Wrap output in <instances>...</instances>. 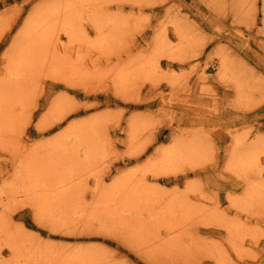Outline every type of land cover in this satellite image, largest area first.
<instances>
[{
    "label": "rangeland",
    "instance_id": "obj_1",
    "mask_svg": "<svg viewBox=\"0 0 264 264\" xmlns=\"http://www.w3.org/2000/svg\"><path fill=\"white\" fill-rule=\"evenodd\" d=\"M82 1L0 0V264H264V0ZM41 5L78 30L59 26L56 64L38 58L15 89L7 59ZM80 124L89 155L56 149ZM250 152L255 167L238 166ZM30 167L43 177L25 188ZM121 180L129 196L109 200ZM136 184L183 205L155 213Z\"/></svg>",
    "mask_w": 264,
    "mask_h": 264
},
{
    "label": "bare ground",
    "instance_id": "obj_2",
    "mask_svg": "<svg viewBox=\"0 0 264 264\" xmlns=\"http://www.w3.org/2000/svg\"><path fill=\"white\" fill-rule=\"evenodd\" d=\"M55 1V0H54ZM69 1V0H68ZM85 0H83L82 2H84ZM82 2L80 3V4H82ZM47 3V2H46ZM56 3V2H55ZM52 5V4H51ZM71 5V4H70ZM83 5H84V3H83ZM83 5H82V7H83ZM86 5V4H85ZM55 6V5H54ZM38 7V6H37ZM60 8L58 9V7L57 8H54V7H49L48 5H46V6H43V5H41L40 6V8L32 15L31 14V17L29 18V20H28V18L25 20V25H24V27H22V28H24V30H22V34H20V39H21V41L20 42H18V45H16V48L11 52V54L12 55H10V57H9V59H7V61H8V63H7V75H8V77L10 78V80L16 85V87L17 88H15V89H21V88H23V87H25V85L27 84L26 82H25V80H27L26 78L30 75V73L27 71L28 69L27 68H29V66H30V69L29 70H32V68H33V66L37 63V61H39L40 59H41V57H42V63L43 62H45V65H46V63H48L47 62V60H49L50 58L53 60L54 58L56 59V56H54L53 58H52V54L50 55V52L51 51H49V49H51V47L53 46V42H54V37L56 36L55 34L57 33V30H58V27L59 26H61L62 25V29L63 30H67V32H69L70 33V31H68V30H70L69 28H73V29H76L77 28V26H76V28L74 27L75 26V24H73V22L71 21V19H70V17H68L67 15H65V16H67L66 18H65V20H62L61 18H60V16H61V14L62 13H60V9L62 8L61 6H59ZM69 8H70V6H69ZM81 8V7H80ZM68 9V8H67ZM72 10V9H71ZM75 10V12L77 11V12H79V10H76V9H74ZM74 10H73V12H74ZM83 9H81V11H82ZM86 10V9H85ZM88 10V9H87ZM94 11V10H93ZM69 12H71L72 13V11H70L69 10ZM64 13H65V11H64ZM67 13V12H66ZM68 14V13H67ZM75 15H76V13H74ZM79 15V14H78ZM77 15V16H78ZM102 15V14H101ZM70 16V15H69ZM72 16H73V14H72ZM71 16V17H72ZM63 18V17H62ZM73 18V17H72ZM79 18V17H78ZM77 18V19H78ZM92 17L90 16V19H91ZM104 18V17H103ZM95 19V18H94ZM106 19V18H105ZM28 20V21H27ZM73 20V19H72ZM75 20V19H74ZM73 20V21H74ZM76 21V20H75ZM109 21V20H108ZM121 21H123V20H121ZM78 22V21H77ZM80 22V21H79ZM86 22V21H85ZM91 22V21H90ZM94 22V21H93ZM87 23V22H86ZM91 24H92V22H91ZM124 24V23H123ZM8 25V24H7ZM77 25V24H76ZM94 25V24H93ZM118 25V24H117ZM81 26H82V24H81ZM96 25H94V27H95ZM99 26L97 25V29H99L98 28ZM21 28V29H22ZM96 28V27H95ZM20 29V30H21ZM73 29H71V30H73ZM60 30V29H59ZM76 30H78V29H76ZM100 30V29H99ZM64 31V32H65ZM75 31V30H74ZM81 31V30H80ZM80 31H79V34H80ZM118 31V30H117ZM122 31V30H121ZM78 32V31H77ZM58 33H59V31H58ZM66 33V32H65ZM69 33L67 34V35H69ZM72 33H73V31L70 33V35H72ZM74 33H76V32H74ZM78 35V34H77ZM79 36V35H78ZM84 36V35H83ZM71 37V36H70ZM80 37V36H79ZM78 37V38H79ZM17 39V38H16ZM72 40L71 41H73V39H76V37L74 38V36H73V38H71ZM78 40V39H77ZM83 40V39H82ZM88 40H89V38H88ZM92 39H90V41H91ZM100 40V39H99ZM104 40V39H103ZM76 41V40H75ZM79 41V40H78ZM89 41V42H90ZM83 42H84V40H83ZM57 43V42H56ZM59 43V42H58ZM73 43V42H72ZM72 43H70V44H72ZM77 43V42H76ZM82 42L81 41H79V43L78 44H81ZM94 43V42H93ZM106 43V42H105ZM69 44V45H70ZM87 44H90V43H87ZM63 45V44H62ZM72 45H74V44H72ZM86 45V44H85ZM93 45H95V44H93ZM104 45V44H103ZM69 47V46H68ZM88 47V46H87ZM96 47V46H95ZM166 47V46H165ZM57 48V47H56ZM87 49V48H86ZM96 49V48H95ZM56 50V49H55ZM79 50V49H78ZM92 50H93V48H92ZM71 51V50H70ZM94 51V50H93ZM78 52V51H77ZM53 53H54V51H53ZM55 53L57 54V50L55 51ZM54 53V55H56ZM59 53V52H58ZM89 53V52H88ZM57 56H58V54H57ZM67 56H69V55H67ZM67 56L65 57V56H62V57H65L66 59H64V60H66V62L68 61L67 60ZM82 56V55H81ZM72 57V56H71ZM79 57V56H78ZM77 57V58H78ZM84 57H85V55H84ZM38 58H40V59H38ZM58 58V57H57ZM79 59V58H78ZM64 60L62 61V58H61V60H58L57 62H59L60 61V63H62L63 62V64L65 63L64 62ZM80 61H81V59H80ZM39 62H41V61H39ZM38 62V63H39ZM52 62V61H51ZM53 62H54V60H53ZM53 62L50 64L51 65V67L53 66L52 64H53ZM73 62V61H72ZM42 63H40V64H42ZM55 64H56V62H54ZM59 63V64H60ZM76 63V62H75ZM74 63V64H75ZM78 63V62H77ZM76 63V64H77ZM145 63V62H144ZM39 64V65H40ZM55 64H54V66H55ZM59 64H57L56 66L57 67H59L60 69H62L64 66L61 64V66H62V68L60 67V65ZM38 64H36L35 66L38 68V66H37ZM42 65H44V63L42 64ZM50 65H49V67H50ZM65 65H67V63H65ZM72 65V64H71ZM71 65H70V67H71ZM79 65V64H78ZM128 65V64H127ZM144 66L143 67H139L140 68V70H144L145 68H146V66H145V64H143ZM40 67H41V65H40ZM145 67V68H144ZM42 68V67H41ZM56 68V67H55ZM58 68V69H59ZM65 68V67H64ZM68 68V67H67ZM138 68V69H139ZM27 69V70H26ZM59 69V70H60ZM66 69V68H65ZM153 70V69H152ZM37 71V70H36ZM62 71H64V69L62 70ZM126 71V70H125ZM139 71V70H138ZM40 72V71H39ZM39 72H37V73H39ZM57 73V72H56ZM59 73H60V71L57 73L58 75H59ZM34 74V73H33ZM61 75H62V73H60ZM125 74H127L126 72H124V75ZM38 75V74H37ZM58 75H56V76H58ZM122 75V74H121ZM124 75H122L124 78L122 79V80H124L125 78H127L128 76H124ZM127 75H129V74H127ZM43 76V75H42ZM122 76H119V78L118 79H121L122 78ZM30 77V76H29ZM62 77V76H61ZM129 77H130V75H129ZM128 77V78H129ZM31 78V77H30ZM59 78V77H58ZM124 81H126V80H124ZM123 81V82H124ZM31 82V81H30ZM121 83H122V81H121ZM125 83V82H124ZM4 86H2V88H3ZM28 89H29V87H27ZM1 89V88H0ZM4 90H5V87L3 88ZM7 90H9V91H11L12 90V87H9L8 86V89ZM30 90H32V89H30ZM24 91H25V89H24ZM12 92V91H11ZM26 92V91H25ZM32 92V91H31ZM8 94V93H7ZM137 94V93H136ZM5 91H0V101H3V105H4V99L6 98L5 97ZM9 95V94H8ZM7 96V95H6ZM20 97V96H19ZM14 98V97H13ZM24 99H26V98H24ZM14 100V99H13ZM19 101V100H18ZM12 103V102H11ZM10 103V104H11ZM1 104V108L0 109H2V102L0 103ZM13 104V103H12ZM6 105H7V103H6ZM9 105V104H8ZM14 105H15V103H14ZM16 106V105H15ZM23 106H24V104H23ZM22 107V106H21ZM25 108H26V105L24 106ZM0 112H2L1 110H0ZM5 111L3 110V112L2 113H4ZM3 115V114H2ZM0 117H1V114H0ZM5 118V117H4ZM8 118H10V117H7V119ZM7 119H5L6 120V122H7ZM3 120V119H2ZM5 120H4V122H5ZM8 120H10V119H8ZM0 121H1V118H0ZM3 122V123H4ZM8 122H10V121H8ZM3 123H1V124H3ZM10 126V123L9 124H5L3 127L5 128V127H7V126ZM9 126L7 127V128H9ZM89 125H87V126H85L86 128L88 127ZM95 126V125H94ZM83 126H81V124H80V127H75V125H73L71 128H76V129H73L72 131H68L69 133H67V135H66V137L65 138H63V140L62 139H60V140H62L61 141V143H59L58 141V143L59 144H56V147H55V145L54 146H51L50 148L52 149L53 147H55L56 149H60L61 150V152H63L65 155H67V154H69L72 150H77V148H79V146H83V145H85V147H86V149H85V151H86V155L88 156L89 155V153H90V150L92 149V145H89V139H87L88 137H87V134L86 135H84V133L85 132H87L86 130V128H82ZM89 128V127H88ZM94 129H95V127H93ZM90 129H92V128H90ZM2 130V129H1ZM4 130V129H3ZM12 130V129H11ZM22 132H23V130H22ZM0 133H2V135H3V132H0ZM4 133H5V130H4ZM71 133V134H70ZM90 133V132H89ZM91 133H92V131H91ZM66 133H64L63 134V136L65 135ZM197 135V134H196ZM195 135V136H196ZM201 135V134H200ZM131 136V135H130ZM59 138V137H58ZM70 140H75L77 143V148H75V146H74V144H73V148H71L70 146H69V141ZM1 142V141H0ZM5 142V141H4ZM12 141H10V143H11ZM235 142V141H234ZM190 143V142H189ZM0 144H2V143H0ZM235 144H236V142H235ZM3 145V144H2ZM5 145V144H4ZM9 145V144H8ZM237 146H238V144H236ZM72 146V145H71ZM194 146V145H193ZM193 146L190 144V145H186V147H181V148H179V147H177V148H172V150H170L169 148H168V150H170V151H168L167 150V152H165L161 157H158V160H156V164L157 163H159L160 165H165V164H169V163H173V162H175V161H177V160H179V159H182V158H187L188 156L190 157V156H193L194 154H195V152H199V150H197L196 149V151H195V149H193ZM243 147V146H242ZM75 148V149H74ZM196 148V147H195ZM254 148V147H253ZM6 149H8V148H6ZM54 149V148H53ZM206 149V148H205ZM10 150V149H9ZM24 151V150H23ZM31 151H32V149H31ZM52 151H54V150H52ZM206 151V150H205ZM250 151V150H249ZM28 152V151H27ZM56 152V151H55ZM72 152H74V151H72ZM197 152V153H198ZM200 153V152H199ZM251 153V152H250ZM259 153V152H258ZM74 154V153H73ZM209 154V153H208ZM51 155V154H50ZM197 156V155H196ZM209 156V155H208ZM50 158H52L51 156H49ZM57 157V156H56ZM63 158V157H62ZM47 159V158H46ZM45 159V160H46ZM57 160H58V158H56ZM234 159V158H233ZM185 160V159H184ZM183 160V161H184ZM188 160V159H187ZM56 161V160H55ZM158 161V162H157ZM181 161V160H180ZM179 161V162H180ZM46 162V161H45ZM49 162H50V160H49ZM49 162H46V163H49ZM52 162V161H51ZM258 162V154H256V153H251L250 155H246V156H240L238 159H237V161H236V164H238V166L240 165V166H244V167H249V168H254L255 167V165H256V163ZM45 163V164H46ZM234 163H235V160H234ZM233 163V164H234ZM44 164V163H43ZM50 164V163H49ZM59 164H62L61 162L59 163ZM58 164V165H59ZM177 164H179V163H177ZM42 165V164H41ZM40 165V166H41ZM57 165V166H58ZM175 165V164H174ZM44 166V165H43ZM74 167V165L72 164V166H70V168L71 169H74L73 168ZM168 167V166H167ZM234 167V166H233ZM32 168H35V167H30L29 169H28V175L26 176V184H25V188H27V187H31L32 186V188L33 187H36V186H39L40 185V182H39V179L41 178V177H43V176H39V175H36L35 174V170H33ZM59 168H61V170H62V166L60 167V165H59V167H56L55 168V166H54V172H52V175H56L57 173L59 174V175H61L60 174V169ZM244 169H246V168H244ZM59 170V171H58ZM64 170V169H63ZM62 170V171H63ZM57 171V173H55ZM250 171V170H249ZM64 172V171H63ZM246 172V171H245ZM54 173V174H53ZM72 173V172H71ZM57 174V175H58ZM64 174V173H63ZM63 176V175H62ZM14 177V176H13ZM54 177V176H53ZM56 177V176H55ZM58 177V176H57ZM53 179V178H52ZM54 179H58V178H54ZM63 179H65V178H63ZM56 181V180H55ZM66 181V180H65ZM65 181H63V182H65ZM56 182H58L59 183V181L57 180ZM52 183V182H51ZM50 183V185H52ZM55 184V183H54ZM61 184V183H60ZM139 184V183H138ZM138 184H136V185H134V190H133V194H131V195H134L135 196V200H138L139 198L141 199V202L142 201H150V202H147V203H149V204H151V206H152V208H154V212H155V210H157V209H159V211L160 212H175L176 211V209L178 208V205H181L182 203V201H179L178 202V200L176 201V200H171L168 204H167V206L166 207H163V203H161L163 200H162V198H158V196L155 194L154 196H152V195H150L149 193H147L146 192V190H144V189H142V188H140V185H138ZM116 185L117 186H115L114 188H113V190H111L110 192H109V195H108V198H109V200H111V199H113L114 197H116V195L117 194H120V193H122L119 197H121V196H129V192H127L126 190H128V188L130 187V181L129 180H121V181H119L118 183H116ZM260 185H264V184H260ZM3 187V186H2ZM252 187V186H251ZM39 188V187H38ZM253 188V187H252ZM251 188V190H253ZM43 189V188H42ZM50 189V188H49ZM186 190V189H185ZM250 190V191H251ZM255 190V189H254ZM253 190V191H254ZM32 191V190H31ZM50 191H52V190H50ZM55 193H59V192H57V191H55ZM257 193H259V192H257ZM52 194L53 195H51L50 197H49V195H47L46 197L48 198V200L50 201V200H56V199H58V197H59V194H54V192H52ZM172 194V193H171ZM260 195V194H259ZM263 195H261V197H262ZM44 197V196H43ZM248 197V196H247ZM253 197V196H252ZM258 198H260L259 196H258ZM118 198H116V200H117ZM122 199V198H121ZM120 198H119V201L121 200ZM132 199H133V197H132ZM246 199V198H245ZM253 199V198H252ZM255 199V198H254ZM126 201H128V203L130 202V200H128V199H125ZM162 200V201H161ZM1 201V200H0ZM118 201V200H117ZM116 201V202H117ZM118 201V203H120ZM124 202V203H127V202ZM53 202V201H52ZM116 202H114V204L117 206V205H119V206H117V208L118 207H120L119 209H121V211L125 208L126 209V206H124V208H121V204H117ZM237 202V201H236ZM112 203V202H111ZM123 203V204H124ZM239 203V202H238ZM55 204V203H54ZM58 204V203H57ZM113 204V205H114ZM188 204V203H187ZM112 205V206H113ZM126 205H128V204H126ZM183 205V204H182ZM181 205V206H182ZM219 205V204H218ZM185 206V205H184ZM187 206V205H186ZM54 207V206H53ZM180 207V206H179ZM116 208V207H115ZM111 207H110V210L109 211H111ZM6 210V209H5ZM152 210V209H151ZM113 211V210H112ZM185 212V211H184ZM187 212V211H186ZM17 213V212H16ZM106 213H108V212H106ZM117 213H119V212H117ZM155 213H157V212H155ZM159 213V212H158ZM151 214H152V211H151ZM221 214V213H220ZM15 215V214H14ZM114 216H115V214H113ZM153 215H154V213H153ZM152 215V216H153ZM109 216V215H108ZM156 216V215H155ZM159 216V215H158ZM110 217V216H109ZM117 217V216H116ZM108 218V217H107ZM115 218V217H114ZM108 220V219H107ZM167 223V222H166ZM172 223H174V222H172ZM235 225V224H234ZM111 226V225H110ZM235 226H237V225H235ZM161 227V226H160ZM247 228H249V227H247ZM235 229V228H234ZM157 230V229H156ZM26 231V230H25ZM243 231V230H242ZM153 232V231H152ZM249 232V231H248ZM155 234V233H154ZM10 237V236H9ZM156 237V236H155ZM18 238V237H17ZM174 239V238H173ZM19 240V239H18ZM173 241V240H172ZM3 242V241H2ZM9 242V241H8ZM5 244V243H4ZM12 247V246H11ZM222 248V247H221ZM220 248V249H221ZM240 248V247H239ZM250 250V249H249ZM84 251V250H83ZM210 251V250H209ZM225 251V250H224ZM177 253V252H176ZM209 253V252H208ZM60 255V254H59ZM76 256V255H75ZM179 256V255H178ZM232 256V255H231ZM249 256V255H248ZM40 257V256H39ZM75 259H77V258H75ZM11 260V259H10ZM82 260H83V258H82ZM195 260V259H194ZM17 261V260H16ZM84 261V260H83ZM89 261V260H88ZM197 261V260H196ZM74 262V261H73ZM5 263V262H4ZM89 263V262H88ZM10 264H11V262H10ZM69 264V263H68ZM70 264H79V263H70Z\"/></svg>",
    "mask_w": 264,
    "mask_h": 264
}]
</instances>
